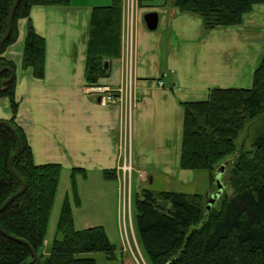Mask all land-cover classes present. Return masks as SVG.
<instances>
[{
  "label": "trees",
  "instance_id": "trees-1",
  "mask_svg": "<svg viewBox=\"0 0 264 264\" xmlns=\"http://www.w3.org/2000/svg\"><path fill=\"white\" fill-rule=\"evenodd\" d=\"M16 0H0V40L8 29V17ZM70 0H21L10 23L7 39L0 44V99L8 101V124L20 141L17 150L12 132L0 125V207L21 190L24 191L0 211V228L22 240L35 252L41 264H96L84 254H102L116 259V247L101 227L76 231L66 200L58 219L54 240L44 251L49 217L62 168L58 165L36 166L23 130L15 123L18 103L15 99L16 66L3 58L18 38L17 23L29 17L35 6L63 7ZM139 7L144 2L138 0ZM182 13L197 16L209 32L234 27L244 15L264 0H165ZM122 0H112L109 7L92 9L86 46L84 78L87 86L108 77L107 60L120 56ZM45 42L29 26L26 32L22 68L32 69L37 79L44 75ZM183 124L179 167L185 171H203L214 186L218 168L233 160L228 192H222L207 210L202 194L173 191L154 193L142 190L135 198L139 242L149 264H264V50L248 89H213L204 102L183 103ZM251 134V151H243L236 141L244 130ZM72 170L70 179L75 173ZM106 176H112L105 172ZM22 182V183H21ZM0 264H37L29 249L0 233Z\"/></svg>",
  "mask_w": 264,
  "mask_h": 264
},
{
  "label": "crops",
  "instance_id": "crops-1",
  "mask_svg": "<svg viewBox=\"0 0 264 264\" xmlns=\"http://www.w3.org/2000/svg\"><path fill=\"white\" fill-rule=\"evenodd\" d=\"M111 4L112 0H70L63 7L35 6L28 18L18 21L17 41L2 57L16 66L15 123L26 136L34 165H58L69 179L78 169L83 171L74 178L111 182L118 202L123 181L139 189L140 180L182 184L191 178L192 171L179 167L182 104L204 102L213 89L251 87L264 50V4L253 6L238 26L205 32L200 18L167 1L149 7L148 13L158 16L156 30L149 31L142 11L148 7H139L138 1L133 21L137 101L129 117L122 106L101 103L84 78L92 9ZM29 26L45 42L41 79L31 68H22ZM249 30L252 35L243 33ZM124 32L122 5L120 56L105 62L108 77L95 86L115 90L123 83ZM229 40L232 44L224 49L222 44ZM10 119L8 101L0 99V121ZM126 162L130 173L123 170ZM207 181L210 186L208 176ZM208 193L203 195L215 196ZM90 224L87 221L85 228Z\"/></svg>",
  "mask_w": 264,
  "mask_h": 264
},
{
  "label": "rangeland",
  "instance_id": "rangeland-1",
  "mask_svg": "<svg viewBox=\"0 0 264 264\" xmlns=\"http://www.w3.org/2000/svg\"><path fill=\"white\" fill-rule=\"evenodd\" d=\"M163 3H165V0L147 1L142 7L148 8H144L142 11L146 14L149 12V7L156 8L157 6L164 5ZM243 33L252 35L253 32L249 30ZM210 42L212 41L210 40ZM231 44L232 41L230 40L224 41L222 46L225 49ZM236 144L238 146L241 145L243 151H251L250 131L247 129L244 130L236 141ZM230 172L231 166H227L220 176V182L222 184L221 194L225 191L230 195L228 190V181L232 178ZM191 174V178L185 179L182 181V184L177 181L166 182L161 178H157L152 184L148 180H140L139 189L137 185H131L123 181L120 183L118 202L115 191H113L115 185H112L111 182L104 183L94 178L88 179L85 182L78 176L72 181L61 174L49 217L44 241V251L47 252L49 250L55 239H62L61 235L57 233V224L62 205L67 200L72 218L74 216L73 224L76 231L88 229V227L85 228V224L89 221L91 223L89 228L101 227L109 243L116 247V259L113 261L107 260L102 254L95 253L84 254L79 256L80 258L93 259L96 264H149L139 242L135 209L136 195H139L142 190L158 193L169 189L170 191L187 195H203L206 191L214 195L218 192L217 183L214 182L213 187L208 186V175L206 172L192 171ZM140 175L144 177L143 174H138V176ZM134 182L136 181L134 180ZM204 197H207V194Z\"/></svg>",
  "mask_w": 264,
  "mask_h": 264
},
{
  "label": "built area",
  "instance_id": "built-area-1",
  "mask_svg": "<svg viewBox=\"0 0 264 264\" xmlns=\"http://www.w3.org/2000/svg\"><path fill=\"white\" fill-rule=\"evenodd\" d=\"M137 3L138 0H122L125 28L123 43V83L115 90L98 86H92L90 88L92 93L100 95L101 103L122 106L128 117L137 101L134 89L135 77L133 69V21ZM159 85L161 86V82ZM123 170L128 173L132 171L130 162L123 164ZM139 177H142V175Z\"/></svg>",
  "mask_w": 264,
  "mask_h": 264
},
{
  "label": "water",
  "instance_id": "water-1",
  "mask_svg": "<svg viewBox=\"0 0 264 264\" xmlns=\"http://www.w3.org/2000/svg\"><path fill=\"white\" fill-rule=\"evenodd\" d=\"M21 0H16L11 8V11H10V14H9V17H8V29H7V32L6 34L3 36V38L0 40V44H2L8 37L9 35V32H10V23H11V17L17 7V5L19 4ZM143 20H144V23L146 25V28L149 30V31H154L156 30L157 28V24H158V16L156 13H147L146 15H144L143 17ZM107 68V63L104 64V69ZM9 69L8 68H2L0 69V74L5 72V71H8ZM10 71V70H9ZM11 73V77L13 76V73L10 71ZM7 83H9V80H6V81H2L0 82V88L4 85H6ZM0 125H3L5 126L7 129H9L13 136L15 137L16 139V144H17V150L15 152L14 155H12L8 161V169L9 171L14 175V177L19 180V178L16 176V174L14 173L12 167H11V161L12 159H14L20 152V141L18 139V136L16 134V132L14 131V129L8 124V122L6 121H0ZM232 159L231 160H228L226 162H224L217 170V173H216V176H215V183L218 184V192L215 194V196H213L212 198L210 197V199L208 200L207 202V210L210 209V207L212 205H214V203L217 201V199L219 198V196L221 195V191H222V184L220 182V176L221 174L225 171L226 167L229 166L231 163H232ZM22 183V182H21ZM24 184L22 183V188L20 191H18L17 193H15L14 195L10 196L6 201L5 203L0 207V211H2L12 200H14L16 197H18L19 195H21L24 191ZM0 233L3 234L6 238L8 239H11V240H15L17 242H20L22 243L23 245H25L30 253H31V256L33 257V259L35 260V262L37 264H41L40 260L38 259L37 255L35 254V252L28 246V244L22 240H18V239H14L13 237L5 234L2 229L0 228Z\"/></svg>",
  "mask_w": 264,
  "mask_h": 264
}]
</instances>
